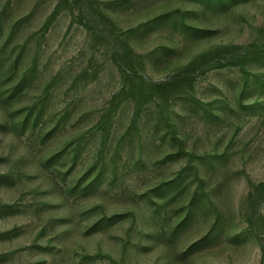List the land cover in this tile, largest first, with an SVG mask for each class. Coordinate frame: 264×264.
Wrapping results in <instances>:
<instances>
[{"label":"rangeland","instance_id":"rangeland-1","mask_svg":"<svg viewBox=\"0 0 264 264\" xmlns=\"http://www.w3.org/2000/svg\"><path fill=\"white\" fill-rule=\"evenodd\" d=\"M262 31L264 0H0V264H264V57L201 66Z\"/></svg>","mask_w":264,"mask_h":264},{"label":"trees","instance_id":"trees-1","mask_svg":"<svg viewBox=\"0 0 264 264\" xmlns=\"http://www.w3.org/2000/svg\"><path fill=\"white\" fill-rule=\"evenodd\" d=\"M262 33H264V31H262ZM228 48H229V56L228 57H224L222 59H220V57H216V58L210 59V61H208V62L203 61L201 66L202 67L203 66L208 67L207 68L208 70L215 69V68H222V67H225L227 65H233V66L240 65L241 67H243V64L252 61L257 56L258 57L259 56L264 57V45L259 47L258 45L253 43L246 48H242V51L240 50V47H237V46L236 47H228ZM196 66L197 65L192 64V63L187 65L184 69L179 70L174 75L171 82H169V83L166 82V83L160 84L159 87L166 88L169 90L176 89L178 87L179 80L186 78V76L189 75L188 73H190L191 71H195L196 69L194 67H196ZM17 90H18V86L12 90L5 91L6 92L5 97L11 98L12 95L14 93H16ZM137 92H138V95H141V91L140 92L137 91ZM171 136H172L173 140H177V137L173 132H172ZM255 191L260 196L261 201H264V183L258 184L255 187Z\"/></svg>","mask_w":264,"mask_h":264}]
</instances>
